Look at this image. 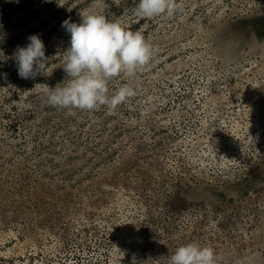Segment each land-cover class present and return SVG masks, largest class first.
Wrapping results in <instances>:
<instances>
[{
  "label": "rangeland",
  "instance_id": "374dc122",
  "mask_svg": "<svg viewBox=\"0 0 264 264\" xmlns=\"http://www.w3.org/2000/svg\"><path fill=\"white\" fill-rule=\"evenodd\" d=\"M182 2V11L172 16L150 20L135 16L129 26L93 0H85L70 17L79 23L81 11L98 12L127 30L141 31L156 50L149 65L134 77L122 75L108 83L110 94L113 84L122 81L135 89L136 95L126 103L137 108L140 120L120 106L114 111L101 107L70 116L67 110L46 104V85L54 88L66 75L60 64L69 33L68 42L40 37L49 57L48 75L3 85L0 107L14 104V116L22 120L25 139L35 146V153L51 157L48 165H61L46 168L54 183L77 184L81 168L93 173L117 171L112 195L116 212L124 213L115 220L118 238L110 264H131L134 254L138 264H169L171 252L190 242L213 248L218 264H264V43L255 37L245 36L241 44L237 39V27L247 19H264V0ZM213 31L221 42L213 53L221 64L211 66L216 84L205 93L194 89L191 96H206L207 102L200 107L193 99L179 102L178 109L168 107L165 102L181 100L182 92L164 83L188 72L199 57L197 50ZM172 58L176 60L170 62ZM161 86L167 93L163 99ZM150 100L153 107L146 109ZM187 110L197 119L186 121ZM146 115L153 120H144ZM82 123L98 132L82 133ZM140 133L150 142L159 138L160 144L121 153L116 143L124 138L136 140ZM157 157L163 166L156 167Z\"/></svg>",
  "mask_w": 264,
  "mask_h": 264
},
{
  "label": "trees",
  "instance_id": "16d2710c",
  "mask_svg": "<svg viewBox=\"0 0 264 264\" xmlns=\"http://www.w3.org/2000/svg\"><path fill=\"white\" fill-rule=\"evenodd\" d=\"M93 1L101 2L108 7V11L124 18L126 26L136 21L133 9L139 0ZM83 2L85 0H0V87L31 80L18 75L14 52L24 43H29L28 37L33 34L44 40L59 38L68 42V33L62 29L63 20L72 17ZM235 20L237 23L241 21L239 17ZM237 30L240 44L245 36L250 39L255 37L264 43V19L261 16L250 17ZM216 35V31L209 34L206 44L197 50L200 54L196 63L190 65L187 73L164 83L177 86L182 92V98L176 104L165 102L168 107L178 109L179 102L193 99L200 107L207 102L206 96L193 99L191 96L194 89L205 93L216 84L211 72L212 64H221L220 58L219 62L213 54L221 45ZM174 60L176 58L170 62ZM124 85L129 84L127 81L118 82L111 90L114 92ZM159 92L161 99L167 96L166 87H159ZM168 101L174 102L171 99ZM153 104L150 100L145 108L152 109ZM119 106L125 112L131 111L130 116L141 119L134 105L125 102ZM15 110L14 104L12 108L0 107V147L3 149L4 165L3 198L0 203V264H110V252L118 238L114 232L117 229L115 220L124 213L116 212V198L112 195L117 171L93 173L84 172L81 168V181L78 180L77 184L65 186L54 183L48 179L46 171L61 165L58 162L48 165L51 157L35 153V146L25 139L27 133L22 128V120L14 116ZM186 112L189 113L186 121L197 119L191 111ZM148 117L146 115L144 120ZM82 126V133L98 132L88 123H82ZM117 126L114 125L113 129ZM91 136L97 139L95 133ZM124 139L116 143L121 146V153L133 152L136 148L146 151L150 146L154 148L160 144L159 138L150 142L141 133L136 140ZM175 148L179 151L178 147ZM23 150H27L25 154L21 153ZM158 161V157L155 158L156 167L163 166ZM122 178L128 181L126 177Z\"/></svg>",
  "mask_w": 264,
  "mask_h": 264
},
{
  "label": "clouds",
  "instance_id": "9594fccd",
  "mask_svg": "<svg viewBox=\"0 0 264 264\" xmlns=\"http://www.w3.org/2000/svg\"><path fill=\"white\" fill-rule=\"evenodd\" d=\"M18 2V0H17ZM183 9L182 0H139L133 9L141 19L172 16ZM80 22L66 19L62 23L70 34L69 46L63 50L62 63L65 78L54 88H44L48 106L67 110L70 116L78 112H94L101 107L114 111L119 105L136 95L129 85L109 93L108 83L114 78H132L137 71L153 60L155 49L141 31H130L121 23L107 19L103 14L81 11ZM25 47L13 54L18 75L35 79L48 75L49 57L39 35L28 37ZM213 248L195 242L178 245L171 252L169 264H218ZM131 264H138L135 254Z\"/></svg>",
  "mask_w": 264,
  "mask_h": 264
}]
</instances>
